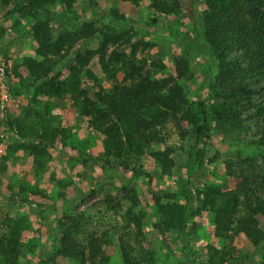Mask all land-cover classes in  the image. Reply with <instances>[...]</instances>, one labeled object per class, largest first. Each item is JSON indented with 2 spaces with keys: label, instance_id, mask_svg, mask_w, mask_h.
Instances as JSON below:
<instances>
[{
  "label": "rangeland",
  "instance_id": "rangeland-1",
  "mask_svg": "<svg viewBox=\"0 0 264 264\" xmlns=\"http://www.w3.org/2000/svg\"><path fill=\"white\" fill-rule=\"evenodd\" d=\"M19 1L0 0V63L12 73L13 86L18 90L16 95L12 93V100L4 109L0 108V161L2 156L7 157L6 168L0 173V224L9 217L25 219L29 228L22 232L20 263L77 264L67 258L52 259L59 243L56 225L59 219L67 222L62 216L70 214L83 215L85 220V233L79 240L92 233L103 239L101 250L109 256L106 264H209L211 254L216 260L221 257V264H264V238L257 244L238 230V223L250 213L244 203L220 233L216 232L210 212L195 210L184 237L162 221L157 204L158 201L189 204L184 196L185 185L193 191L209 185H219L223 191L233 190L242 179L236 175L248 171L254 174L250 182L255 197L264 196L261 188L264 112L260 110L264 105V78L255 77L249 82L254 93L242 106L232 108L229 119L210 113L209 129L203 131L198 141L191 124L179 118L169 119L147 131L146 140L140 139L143 154L107 155L103 151L104 135L77 112L69 97L56 98L38 91L41 81L33 82L25 63L26 58L44 61L53 68L51 74L58 73L59 78L68 79L71 66L81 67L77 55L98 48L100 36L81 37L71 47L59 43L60 46L39 57L36 54L39 43L32 30L34 18L17 12L6 14ZM69 1L70 6L65 0H55L48 8L53 16L71 20L91 16V8L99 15L116 12L121 18L117 21L130 26L129 33L123 36L126 42L122 38L107 46L106 61L115 50L125 53L141 63L143 71H149L152 78L169 84L176 81L189 102L199 98L209 107L216 101L202 85L206 78L214 79L217 61L168 28L169 24L174 30L187 32L193 40L196 27L203 28V16L209 10L207 0H159L168 2L172 9L166 15L158 13L152 0L137 4L122 0ZM48 27L51 41L58 43L62 25L51 21ZM132 44L137 47L133 55ZM242 52L239 47L229 55ZM178 59H184L187 67L186 76L180 79H177ZM110 67L114 69L119 64ZM86 71H91L105 89L130 83L123 82L122 70L110 78L102 68L99 55H95L80 74L81 86L90 95L98 86ZM9 119H18L26 126L25 137L17 133L15 126L11 128L7 124ZM55 131L53 146L37 156L42 159V165L37 166L34 156L22 143H36L34 136L38 134L50 141ZM43 141L41 146L48 143ZM198 149L202 151L201 165L194 168ZM26 156L33 161L32 166L26 165ZM19 158L22 162L17 166L14 160ZM163 163L168 164L166 171ZM191 166L194 169L189 175ZM11 197L17 203H12ZM223 204V200L217 201L218 206ZM195 205L200 206L201 202L196 201ZM256 219L264 233V214H258ZM4 230L0 225V239ZM0 264H5L1 254Z\"/></svg>",
  "mask_w": 264,
  "mask_h": 264
},
{
  "label": "trees",
  "instance_id": "trees-1",
  "mask_svg": "<svg viewBox=\"0 0 264 264\" xmlns=\"http://www.w3.org/2000/svg\"><path fill=\"white\" fill-rule=\"evenodd\" d=\"M1 1L8 3V0ZM54 1L20 0L6 14L17 12L22 16L34 18L32 30L33 37L39 43L36 53L39 57H44L50 49L60 44L71 47L81 37L86 38L94 34L100 36L98 48L88 49L77 55L81 67L71 66L68 79L59 78L58 73L51 74L53 68L51 65L46 66L44 61L26 58L25 63L30 69L33 82L41 81L37 87L38 91L56 98L69 97L77 112L87 118L88 123L104 135L103 151L107 155L143 154L144 145L140 139L146 140L147 131L163 125L169 119L179 118L191 124L196 131L198 141L203 131L209 129L210 113H214V117L229 119L233 115L232 108L242 106L243 101L248 100L254 93L255 89L249 86V82L255 77L264 78V0H207L209 10L203 16V28L196 27L193 40L188 38L187 32L181 33L168 24L170 32L175 35L181 34L184 40L195 44L199 51L207 53L212 60L217 61L214 79L211 81L208 77L202 85L208 95L216 99L209 107L199 98L189 102L176 81L169 84V81L152 78L149 71H143L141 63L135 62L125 53L115 50L109 54L108 61L105 60L107 46L115 44L129 33L130 26L122 20L117 21L121 18L116 12L111 15L108 13L99 15L91 8L93 12L91 16L71 20L70 17L52 15L48 6ZM122 1L137 4L141 0ZM65 2L70 6L69 0ZM152 5L159 14L166 15L172 11L168 2L152 0ZM109 18H111L110 21ZM51 21L62 25L60 36L57 38L58 43L51 41L50 38L51 29L48 25ZM167 21L169 22V19ZM89 29L91 32H88ZM124 42H126L125 39ZM239 47L243 52L231 57L229 54ZM136 48V45H131V55L135 53ZM95 55H99L102 68L110 78H114L116 72L122 70L123 82L130 81V83L105 89L98 84L91 71H86L93 78V84L98 86L93 95H90L88 89L81 86L80 74L81 69L86 67ZM111 64H119V67L111 69ZM176 69L177 79L185 77L186 61L178 59ZM7 72L12 75L9 69ZM13 84L12 82L10 91L11 94L16 95L18 90L16 91V86L14 87ZM260 110L264 112V105L260 107ZM7 124L11 128L15 126L17 133L25 137L26 126L21 125L20 120L9 119ZM56 135L55 131L52 139L48 141L42 134H38L34 136L36 143L24 141L21 146L34 156V164L39 166L42 165V159H38L37 156L43 155L48 146H53ZM43 140L48 143L41 146ZM195 155L197 164L194 168L201 165V149H198ZM6 159V156L1 157L0 173L6 168ZM162 167L166 171L168 164ZM194 168L191 166L189 175ZM253 175L252 171L236 175L242 179L233 190L223 191L219 185H209L205 189L193 191L185 185L184 196L189 204L185 205L175 201L172 203L157 202L162 221L167 222L184 237L188 234L187 223L195 210L210 212L216 225V232L220 233L222 228L228 226L225 224L230 222V217L239 205L244 203L250 213L246 220L238 223V230L244 232L254 243L259 244L264 238V233L258 228L256 216L264 214V196L255 197L250 182ZM262 185L261 188L264 191V183ZM219 200L224 201L222 206L217 205ZM11 201L17 203L12 197ZM106 201L110 203L109 198H106ZM196 201H200L201 205H195ZM62 218L68 221L58 220L56 231L59 243L52 259L67 258L78 262L77 264H86V262L106 264L109 261V256L103 254L101 250L102 238L92 233L86 239L84 238L85 241L84 239L79 240V236L85 233L83 215L64 214ZM24 220L21 217L16 219L9 217L1 221L0 225L5 230L1 233L0 254L5 264H21L19 259L24 246V239L21 238L22 232L29 228ZM136 221L135 223L139 226ZM213 258L214 254H211L209 264L222 263L221 257L218 260L214 258L216 261Z\"/></svg>",
  "mask_w": 264,
  "mask_h": 264
},
{
  "label": "built area",
  "instance_id": "built-area-1",
  "mask_svg": "<svg viewBox=\"0 0 264 264\" xmlns=\"http://www.w3.org/2000/svg\"><path fill=\"white\" fill-rule=\"evenodd\" d=\"M7 66L0 63V108L4 109L5 105L12 100L11 85L13 77L7 72Z\"/></svg>",
  "mask_w": 264,
  "mask_h": 264
},
{
  "label": "crops",
  "instance_id": "crops-1",
  "mask_svg": "<svg viewBox=\"0 0 264 264\" xmlns=\"http://www.w3.org/2000/svg\"><path fill=\"white\" fill-rule=\"evenodd\" d=\"M60 146H63V145H60ZM24 154V153H23ZM25 160H26V165L27 166H32V160L29 158V156L27 157L26 156V158H25ZM14 162H15V164L17 165V166H20V163L22 162L21 161V158H19V159H16V160H14ZM30 175V174H29ZM31 176V175H30ZM27 177H29V176H27ZM43 182V181H42Z\"/></svg>",
  "mask_w": 264,
  "mask_h": 264
}]
</instances>
